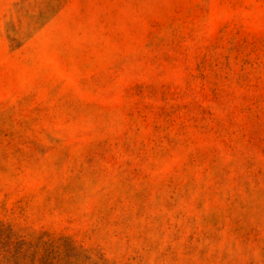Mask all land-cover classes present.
Segmentation results:
<instances>
[{"label":"rangeland","instance_id":"374dc122","mask_svg":"<svg viewBox=\"0 0 264 264\" xmlns=\"http://www.w3.org/2000/svg\"><path fill=\"white\" fill-rule=\"evenodd\" d=\"M0 264H264V0H0Z\"/></svg>","mask_w":264,"mask_h":264}]
</instances>
